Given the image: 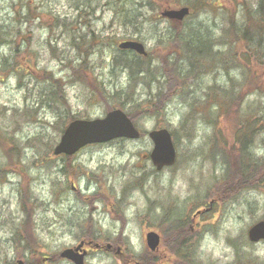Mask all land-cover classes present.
<instances>
[{
	"label": "rangeland",
	"instance_id": "obj_1",
	"mask_svg": "<svg viewBox=\"0 0 264 264\" xmlns=\"http://www.w3.org/2000/svg\"><path fill=\"white\" fill-rule=\"evenodd\" d=\"M173 1L0 0V167L5 173L0 181V264H16L18 258L27 264H73L58 254L81 240L114 246L91 250L87 264H235L241 257L264 264V241L251 242L246 234L264 218V187L238 188L236 183L228 188L222 182L228 168L233 178L238 176L232 157L238 106L233 104L219 124L201 118L182 128L189 106L179 93L162 99L163 106L155 101L159 113L153 112L154 103L147 104L153 93L179 87H166L165 72L171 71L162 62L180 54L171 43L176 31H167L170 24L158 16L160 6ZM245 3L251 0H218L206 8L194 1L197 9L185 19L184 35L224 36L223 19L243 23ZM134 37L145 42L150 57L144 64L154 75L144 71L133 79V63L124 67L115 61L123 53L118 42ZM214 47L226 49L223 42ZM231 48L243 52L241 44ZM215 72L191 86L194 95L211 93L212 83L226 85L224 70ZM229 73L227 84L236 81L244 106L264 103V72L258 80L262 89L255 93L250 73L241 90L238 70ZM169 77L173 81L175 76ZM125 99L141 102L135 121L142 131L178 128L175 165L155 169L147 156L153 146L147 135L87 145L71 156L53 153L61 136L57 126L72 117L103 116L115 107L128 112V103L115 102ZM26 108L33 112L30 118ZM213 136L229 160L217 153V146L211 148ZM223 188L227 194L221 195ZM211 198L219 206L194 217ZM150 229L160 233L159 252L146 244ZM185 243L189 246L178 251ZM186 249L189 260L179 256Z\"/></svg>",
	"mask_w": 264,
	"mask_h": 264
},
{
	"label": "trees",
	"instance_id": "obj_2",
	"mask_svg": "<svg viewBox=\"0 0 264 264\" xmlns=\"http://www.w3.org/2000/svg\"><path fill=\"white\" fill-rule=\"evenodd\" d=\"M194 1L200 3L202 8L209 7L211 4L216 6L218 2V0H202V2H200L201 0H192V2L191 0H175V2L173 1L174 3L162 4L160 8L166 5L189 4L191 7V15L193 9H197ZM242 9L245 11L246 16L243 22L244 24H239L237 20L233 21L230 19V21H227L223 19L222 30L225 40H223V34L219 37H212V35L207 36L205 34L193 37L189 33H185L184 35L183 32L187 29L185 28V20L178 23L175 26L178 30L174 32L173 42L171 43L175 47L176 52L180 54L178 57L171 58L172 60L166 58L162 62L163 65L168 66V69L171 71L168 73L167 71L165 72L166 87L168 88L172 83L178 84L179 87L173 91L167 89L166 93H162L161 90L153 93V95L148 98L147 104L151 107V103H154L152 110H154V113H159L161 106L155 104V101L162 105V99H165V97L168 99L171 95L175 97V95L179 93V98L189 106V110L185 112L181 118L180 126L182 128L190 126L188 124L189 120H199L201 118L216 125L218 119L222 115L229 114L231 106L236 104L239 112L237 115L238 118L235 119L233 124V126L236 127L234 139L236 144H234V154L232 157H235V171L238 173V176L233 178L232 173L234 171L228 168L227 173L225 172L222 177V182H226V187L228 188H232L231 185H236L237 183L238 188L251 185V189H259L260 187H264V103H255L251 101V103H247L244 106L241 92L238 94L235 89L236 81H233L232 78L229 79L228 84L227 81L230 77V70L237 69L240 74L238 80L241 79L239 81L240 90L242 89L243 83L249 78V73L251 76V80H249V84L251 82V93L257 92L254 90L255 88L258 90L260 88L262 89L258 80L259 75L264 72V0H251V5L247 3L242 4ZM140 13L141 12L138 14ZM227 37L229 39H227ZM222 42L226 49H215L214 46H216V44H222ZM234 44L235 46L237 44L242 45L243 52L241 54L238 55L236 52L233 53L234 51L231 46ZM122 52V56L120 58L119 56L116 57V60L124 67H126V62L133 63L134 67L130 68L133 79H135L138 73L140 74L144 71H148L150 75L156 73L151 67L149 68L144 64L146 62V57H141L137 55V53H133L132 55L130 50H123ZM225 52L231 53V56L225 57ZM230 58L233 59L234 63L230 62ZM143 59L144 61H142ZM182 61H184L185 64ZM219 68L223 69L225 72L226 85L222 86L219 83L218 85L212 83L210 86L212 90L211 93L207 91L206 94H201L199 96L194 95L191 86L195 85V87H197L206 74L213 73L214 70L217 72ZM170 73H173L175 76L173 81L171 79L172 77H169ZM156 80L159 81L157 78ZM168 91L170 93H168ZM55 92L59 93L56 89ZM259 93H261V91H259ZM135 100L136 99H132L131 102H128V99H125V101L116 100L115 102H117L118 106H124L128 103V113L135 120V115L140 111L141 107V102ZM26 111L31 112V110L27 108ZM32 115L33 112L30 113L29 118ZM60 126L61 125L56 128L59 132H62L65 126ZM171 131L177 146L178 140L176 134H178V128H171ZM144 134L145 132H143V135ZM210 142L212 143V149L217 146V153L222 154L223 158L228 157L229 160V155L226 150L223 152V147L220 145L218 137L213 136ZM257 148L262 149V151ZM228 160L225 161L228 163ZM4 178V170L0 167V181L4 180ZM217 180L219 181V178ZM223 190L226 189L223 188ZM222 194H227V190L221 192V195ZM87 232L85 233L86 235L94 236L95 234L94 231ZM30 251L35 253L32 249ZM238 262L249 263L250 261L249 258L241 257Z\"/></svg>",
	"mask_w": 264,
	"mask_h": 264
},
{
	"label": "water",
	"instance_id": "obj_3",
	"mask_svg": "<svg viewBox=\"0 0 264 264\" xmlns=\"http://www.w3.org/2000/svg\"><path fill=\"white\" fill-rule=\"evenodd\" d=\"M187 13H189L187 6L178 9L165 8L162 11V15L177 19H182ZM119 47L131 48L141 54H147L141 41L124 40L119 43ZM148 135L153 142L149 155L156 168L160 170L164 166L173 165L176 161V148L170 130L167 127L154 128L149 131ZM140 136L141 132L131 117L121 108H115L101 117L71 120L66 125L53 151L55 154H73L90 143L107 142L118 137L139 138ZM146 236L148 246L153 250L156 249L159 245V234L150 230ZM248 237L252 241L264 239V219L249 227ZM83 244L84 241H81L75 247H67L60 252V255L74 261L75 264H85L86 250L82 249ZM107 247H111V244H108ZM17 264L26 263L20 259Z\"/></svg>",
	"mask_w": 264,
	"mask_h": 264
},
{
	"label": "flooded vegetation",
	"instance_id": "obj_4",
	"mask_svg": "<svg viewBox=\"0 0 264 264\" xmlns=\"http://www.w3.org/2000/svg\"><path fill=\"white\" fill-rule=\"evenodd\" d=\"M215 201H217L216 199H212L210 202H212V204L210 203L208 206H206L205 205V207H203V208H200L201 210H199V211H195L194 213H193V216L195 217V216H197V215H202V214H205V213H208V212H211L214 208H216V206H219V204L217 203V205H216V203H213V202H215ZM204 206V205H203ZM208 207V208H207ZM207 208V209H206ZM202 217H204V216H202ZM186 239H187V241H188V237H186ZM97 242H92L90 245H85L86 246V248H87V254L88 253H90V251L91 250H96V249H100V250H102V249H105V250H111L112 248L114 249V246L112 245L111 247H109L110 249H107V247H106V244H101L100 243V245L99 244H96ZM160 244H161V242H160ZM188 243H185V245L184 246H182V247H179V249H178V251L180 250V249H182V248H186V247H188L189 245H187ZM98 245V246H97ZM161 245H159V247H158V249H156L155 251L156 252H159L160 250H161V247H160ZM115 249H116V252H118L117 251V247H115ZM187 250V249H186ZM86 254V255H87ZM190 255H191V253H190V251L189 250H187V254H185V255H183L185 258H189L190 257ZM179 256H182V254H180ZM86 260V259H85Z\"/></svg>",
	"mask_w": 264,
	"mask_h": 264
}]
</instances>
